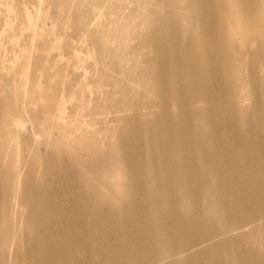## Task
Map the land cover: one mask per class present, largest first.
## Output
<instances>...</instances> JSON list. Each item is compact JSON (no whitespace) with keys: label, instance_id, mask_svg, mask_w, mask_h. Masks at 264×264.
Masks as SVG:
<instances>
[{"label":"bare ground","instance_id":"obj_1","mask_svg":"<svg viewBox=\"0 0 264 264\" xmlns=\"http://www.w3.org/2000/svg\"><path fill=\"white\" fill-rule=\"evenodd\" d=\"M120 1L106 0L108 13L121 10ZM146 1L161 10L142 25L149 40L140 59L135 47L111 50L100 26L82 28H95V54L137 59L128 69L160 100L133 99L123 134H78L89 159L72 156L66 168L57 161L70 178L63 195L43 158L15 151L4 128L14 118L19 135L42 96L53 114V94L0 88V264H264V139L252 134L264 120L237 128L252 115L237 113L244 88L264 95V0ZM252 237L260 243L242 249Z\"/></svg>","mask_w":264,"mask_h":264},{"label":"rangeland","instance_id":"obj_2","mask_svg":"<svg viewBox=\"0 0 264 264\" xmlns=\"http://www.w3.org/2000/svg\"><path fill=\"white\" fill-rule=\"evenodd\" d=\"M105 1L0 0V88L12 93L13 87H18L20 93H44L48 89V95L53 94L55 98L53 114L46 109L47 97L42 96L39 103H31L25 129L19 135L13 131L14 118L9 119L4 128L15 151L28 158L33 155L43 158L42 169L50 171V184L61 195L66 190L64 183L70 178L63 172L65 170L58 168L57 161L66 168L72 163V156L82 161L89 159V151L76 143L78 134L86 130L104 137L105 128H120L123 134L127 123L134 120L130 119L135 112L133 99L135 101L139 94L146 93L155 103L160 100L141 87L128 69V65L137 63V59L128 62L123 54H95L89 40L95 28L86 31L82 24L90 21L95 27L100 26L97 34L101 40L109 36L111 50L117 48L116 51L124 53L135 47L140 59L141 43L149 40L142 25L150 21L151 12L161 10V5L154 1L121 0V10L108 13ZM88 10L91 16H99L94 21L90 16L86 20L84 12ZM77 12L81 17L75 16ZM107 25L119 31L115 32L116 29ZM213 75L227 78L226 73ZM254 90L255 87L249 85L241 93L242 102L237 105V113L252 115L239 122L237 128L240 131L250 129L255 121L264 120V95L256 96ZM204 106L198 104L195 109ZM252 134L264 139V125ZM27 170L24 167V171ZM42 176L38 175L36 180H42ZM72 196V193L67 195L68 198ZM207 196L212 197V194L204 195L203 204H207ZM216 211L212 207L207 209L212 217ZM212 222L216 227L223 226L217 218ZM242 241L241 248L248 252L260 243L255 237L246 243ZM167 248V245H159L158 249L165 251ZM261 256L264 257V253ZM75 259L80 257L75 256ZM226 264L229 261L226 260Z\"/></svg>","mask_w":264,"mask_h":264}]
</instances>
